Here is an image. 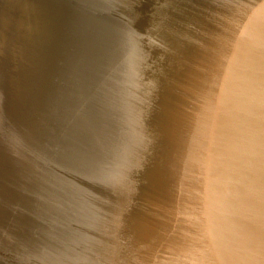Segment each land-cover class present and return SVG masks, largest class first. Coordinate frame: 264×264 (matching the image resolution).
<instances>
[{
    "label": "water",
    "instance_id": "1",
    "mask_svg": "<svg viewBox=\"0 0 264 264\" xmlns=\"http://www.w3.org/2000/svg\"><path fill=\"white\" fill-rule=\"evenodd\" d=\"M262 254L264 0H0V264Z\"/></svg>",
    "mask_w": 264,
    "mask_h": 264
},
{
    "label": "snow or ice",
    "instance_id": "2",
    "mask_svg": "<svg viewBox=\"0 0 264 264\" xmlns=\"http://www.w3.org/2000/svg\"><path fill=\"white\" fill-rule=\"evenodd\" d=\"M262 255H264V254H262ZM258 264H264V258H262V259L258 262Z\"/></svg>",
    "mask_w": 264,
    "mask_h": 264
}]
</instances>
